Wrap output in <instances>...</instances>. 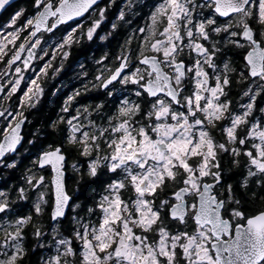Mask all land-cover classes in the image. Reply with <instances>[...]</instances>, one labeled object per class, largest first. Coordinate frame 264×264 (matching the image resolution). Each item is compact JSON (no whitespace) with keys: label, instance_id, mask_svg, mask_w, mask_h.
Wrapping results in <instances>:
<instances>
[{"label":"snow or ice","instance_id":"obj_1","mask_svg":"<svg viewBox=\"0 0 264 264\" xmlns=\"http://www.w3.org/2000/svg\"><path fill=\"white\" fill-rule=\"evenodd\" d=\"M98 3L27 0L0 23V166L18 167L25 140L34 157L0 187V264L38 250L36 264H264V210L249 214L264 198V0H159L96 61L108 100L89 109L74 93L52 138L28 139L48 69L106 20ZM117 20L129 23L124 9Z\"/></svg>","mask_w":264,"mask_h":264},{"label":"flooded vegetation","instance_id":"obj_2","mask_svg":"<svg viewBox=\"0 0 264 264\" xmlns=\"http://www.w3.org/2000/svg\"><path fill=\"white\" fill-rule=\"evenodd\" d=\"M130 0H114L113 3H110V0H99L98 8L105 9L106 20L102 22L99 29L95 33L93 41H87L86 39L81 41L79 44L73 45L71 49V54L67 60L64 61L62 68L60 71L56 73L55 76L52 75V69H48V78L45 82H43L44 94L40 98L39 103L37 104V109H34L37 112L43 107L42 103L46 101L48 103V112H49V121L55 120L57 118V113L60 112L61 106L64 104L65 100L68 96H72L74 93H78L74 97V104L79 106H85L89 109L94 108L95 105L105 103L108 98L104 95L102 89H98L92 86L93 76L96 73L97 64L96 61L100 59L103 55L108 54L111 56L113 53L120 54L121 48L120 45L125 44V39L132 35V30L137 26H144L148 20V13L152 10V5L154 3H158L159 0H131L132 8L128 10L125 8ZM124 9L126 12V17L129 23L123 24L117 17L119 12ZM86 16L88 14H85ZM99 13H93V16L88 20L81 19V24H84L87 27L92 19L98 18ZM6 22V21H1ZM117 23L119 25L118 30L113 34L108 36L105 41H101L99 36L107 35L112 31L111 23ZM155 31V28L153 29ZM139 35V33H137ZM19 43V41L17 42ZM133 46H135V41H133ZM11 47V46H9ZM11 53L9 52L4 56L2 60H0V72L5 71V61L10 57ZM26 55V53H25ZM48 58L46 57L45 60ZM43 63V62H42ZM83 65V68L81 67ZM53 66H59V60L53 61ZM115 67V60L113 59L109 65V70ZM26 74H27V70ZM87 72L88 75L84 76L83 73ZM107 74V73H106ZM15 76L14 69L12 70V77ZM12 77H9L11 79ZM35 79L36 77H32ZM22 88L24 91L27 88L22 83ZM6 94H0V111H4L5 108L9 105L10 101L7 98H4ZM16 95H22V93H17ZM32 112L31 115L28 116L31 124L34 122L33 118H35L38 113ZM30 124V125H31ZM28 127V126H27ZM32 127V125H31ZM26 127L23 128V132H25ZM50 133L52 132L49 127ZM32 133H40L37 129L33 130ZM28 139H31L28 138ZM31 146L25 142L22 146H19L17 158L18 167L15 168L17 170V175L13 177H3L5 175L8 168H4L0 166V187L7 186L11 188L22 181V171L23 168L29 166L30 158H34L30 156L27 149ZM34 151V150H33ZM71 163V160L69 161ZM71 175V171L67 173ZM52 176H49L48 179L52 180ZM77 188V185L74 182H69L68 191L73 192L74 189ZM82 191V190H81ZM47 194V190H45ZM54 192V191H53ZM83 198V197H81ZM259 201H263L261 198ZM27 210V209H26ZM23 210L22 211H26ZM260 210H264V204L258 206L256 209L249 207V214H258ZM41 252L38 250L35 254H30L28 257V261L31 264H36V261L40 257ZM26 261V264H28Z\"/></svg>","mask_w":264,"mask_h":264},{"label":"trees","instance_id":"obj_3","mask_svg":"<svg viewBox=\"0 0 264 264\" xmlns=\"http://www.w3.org/2000/svg\"><path fill=\"white\" fill-rule=\"evenodd\" d=\"M27 5V0H19L15 3L12 4V7L8 8V10L6 12L3 13V15L0 16V22L1 21H6L9 19L11 13L15 10H17L18 8L20 7H25ZM42 108L40 109L39 112H37V110H33L32 112H37L38 115L33 118V123L31 124L30 126L26 127V130L24 132L25 136L27 138H30L31 136H29L28 134L29 133H32V129L34 130H38L40 133H38V136L41 137V139L44 138V134L45 133H48L49 135V139H51V133H50V130H49V112H48V109H49V105L46 101H44L42 103ZM37 134V133H36ZM17 170L15 169H8L5 173V175H3V177H15L17 174ZM264 204V198H263V201H254L251 205H249V207L251 208H254L256 209L258 206L260 205H263ZM23 210H26V208H23Z\"/></svg>","mask_w":264,"mask_h":264},{"label":"rangeland","instance_id":"obj_4","mask_svg":"<svg viewBox=\"0 0 264 264\" xmlns=\"http://www.w3.org/2000/svg\"><path fill=\"white\" fill-rule=\"evenodd\" d=\"M7 21V20H6ZM0 23H4V22H0ZM0 31H2V29H0ZM30 156H32V153L30 152V153H28ZM17 160H19L18 158H17ZM30 160V159H29ZM26 168H27V165H26V167L25 168H23V171H22V177L24 176V174H25V170H26Z\"/></svg>","mask_w":264,"mask_h":264},{"label":"water","instance_id":"obj_5","mask_svg":"<svg viewBox=\"0 0 264 264\" xmlns=\"http://www.w3.org/2000/svg\"><path fill=\"white\" fill-rule=\"evenodd\" d=\"M17 1H19V0H14V2L13 3H15V2H17ZM1 16V15H0ZM52 179L54 178V177H51ZM53 191H54V188H53Z\"/></svg>","mask_w":264,"mask_h":264}]
</instances>
